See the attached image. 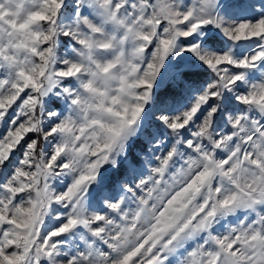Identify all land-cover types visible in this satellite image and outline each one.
Returning a JSON list of instances; mask_svg holds the SVG:
<instances>
[{
  "label": "snow or ice",
  "instance_id": "6c2138e0",
  "mask_svg": "<svg viewBox=\"0 0 264 264\" xmlns=\"http://www.w3.org/2000/svg\"><path fill=\"white\" fill-rule=\"evenodd\" d=\"M0 264H264V0H0Z\"/></svg>",
  "mask_w": 264,
  "mask_h": 264
}]
</instances>
